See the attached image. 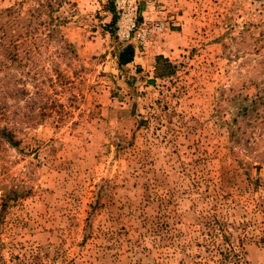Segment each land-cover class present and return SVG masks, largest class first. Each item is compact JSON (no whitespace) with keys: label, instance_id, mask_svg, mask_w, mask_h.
Returning a JSON list of instances; mask_svg holds the SVG:
<instances>
[{"label":"rangeland","instance_id":"374dc122","mask_svg":"<svg viewBox=\"0 0 264 264\" xmlns=\"http://www.w3.org/2000/svg\"><path fill=\"white\" fill-rule=\"evenodd\" d=\"M148 2L0 0V264H264V0Z\"/></svg>","mask_w":264,"mask_h":264},{"label":"built area","instance_id":"2783aa9c","mask_svg":"<svg viewBox=\"0 0 264 264\" xmlns=\"http://www.w3.org/2000/svg\"><path fill=\"white\" fill-rule=\"evenodd\" d=\"M116 16L117 40L124 44H143L153 34L163 36L165 23L151 21L142 9V2L147 8L148 0H112Z\"/></svg>","mask_w":264,"mask_h":264},{"label":"trees","instance_id":"16d2710c","mask_svg":"<svg viewBox=\"0 0 264 264\" xmlns=\"http://www.w3.org/2000/svg\"><path fill=\"white\" fill-rule=\"evenodd\" d=\"M114 21L116 23V16L115 15H113L112 23H114ZM110 34L114 35L113 32H111ZM134 53H135L134 45L131 44V43L125 44L122 47V50H121V52L118 55V60L117 61L120 64H127V63L131 62V60H133ZM154 60H156V64L157 65L162 63L166 68H169V69L172 68L171 63L168 60H166V58L163 57V55H157ZM167 73H170V71L167 72Z\"/></svg>","mask_w":264,"mask_h":264}]
</instances>
